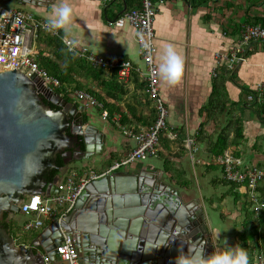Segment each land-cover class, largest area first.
<instances>
[{"label":"crops","instance_id":"0c3cea01","mask_svg":"<svg viewBox=\"0 0 264 264\" xmlns=\"http://www.w3.org/2000/svg\"><path fill=\"white\" fill-rule=\"evenodd\" d=\"M66 2L72 8L73 32L80 40L78 48L105 57L120 56L130 60L134 68L128 78L121 79L118 76L123 91L116 96L119 98L118 105L122 111L115 107L110 118L104 119L100 108L82 105V102L76 99L79 107H83L81 109L86 121L89 119L87 116H90L87 115V109L96 108L99 111L97 113L99 119L90 120L106 134L105 147L99 153H95L90 160L80 162V167L75 165L79 162H70L62 175L55 173L59 175V181H62L72 169H77L78 172L82 170L79 172L82 175L88 173L85 170L101 172L114 160L124 157L136 146V141L124 135L113 116L118 117L123 126L146 130L154 108L146 91L144 77L146 65L139 52L135 29L129 23L123 26L113 23L125 11L139 7L141 0H66ZM154 2L157 7L153 24L158 48L157 64H160V57L168 45L174 47L183 60V73L179 83L168 85L159 76V85L168 109V127L174 131L184 129L182 137L184 143L187 137L194 138L192 147L185 144L187 150L181 155L176 154L180 148L179 138L171 139L170 144L171 152L178 160L175 167L177 166L182 173L181 178L187 179L189 183L183 185L175 182L171 178V173L166 170L164 160L158 156L136 160L120 170L133 173L136 168L145 166L150 173H162V181L177 189L186 201L189 203L193 201L204 210L208 224L212 228V235L215 240L220 241L222 250L229 245L241 246L248 253L249 264H256L254 254L256 233L249 230L245 234L246 238L242 236L243 224L249 221L251 216V204L247 199L248 190L245 186L225 181L223 167L213 162L209 146L211 138L215 139L235 116H239L242 135L228 150L240 157L243 164H256L264 168V114L258 113L256 105L246 100L247 93L244 91L255 89L260 83L264 85V41L256 43L249 49L246 60L236 66L232 74L226 73L228 97L226 109L219 113L220 116L216 119L207 118L203 109L210 101L218 73L227 66L218 63L215 53L231 51L240 41L244 25L264 24V0H163V2L154 0ZM60 3L61 0H35L18 6L0 0V11L24 10L46 21ZM62 34L64 37L63 31ZM38 47L45 46L40 44L37 38L34 42L36 56ZM110 73L109 71L108 74ZM99 89L104 91L102 86ZM123 115L128 121L126 124L121 122ZM201 127L204 134L202 139L198 140L197 137L200 135L198 131ZM233 136L232 131L230 138ZM61 160L63 162L62 157ZM162 162L164 165H161ZM53 190L57 192L56 189ZM261 191H264V182L261 183ZM192 204L194 203L190 205ZM262 210L264 215V207ZM51 222L53 221L47 219L45 225Z\"/></svg>","mask_w":264,"mask_h":264},{"label":"water","instance_id":"95a60500","mask_svg":"<svg viewBox=\"0 0 264 264\" xmlns=\"http://www.w3.org/2000/svg\"><path fill=\"white\" fill-rule=\"evenodd\" d=\"M4 1L23 6L35 0ZM84 118L76 102L47 88L41 77L0 70V216L22 213L31 194L58 192V174L70 162L81 166L105 147L106 134ZM54 169L58 174L48 177ZM63 232L77 238L83 262L97 264H175L180 252L193 248L223 251L204 210L145 166L91 180L74 209L30 241L33 247L17 243L0 220V264H46L42 252L55 261Z\"/></svg>","mask_w":264,"mask_h":264},{"label":"built area","instance_id":"2783aa9c","mask_svg":"<svg viewBox=\"0 0 264 264\" xmlns=\"http://www.w3.org/2000/svg\"><path fill=\"white\" fill-rule=\"evenodd\" d=\"M156 13L157 7L154 0H142L139 7L125 11L113 22L117 26L129 23L135 29L139 52L146 65L144 72L146 91L153 102L156 113L153 125L147 131H135L133 128L121 125L119 118L113 116L115 122L122 128L124 135L135 139L136 146L124 157L114 160L107 169L101 172L92 170L82 175L77 169L70 170L68 175L59 181L58 192L55 194L42 196L40 193H34L27 196L21 205L22 213L32 217L24 224L26 230L40 229L47 219L60 222L74 209L79 196L91 180L113 174L136 160L157 156L160 134L163 130L168 132L167 135L170 139L177 137V132L168 127V109L160 93V78L156 62L158 48L153 26ZM45 23L46 21L28 11L1 10L0 68L18 69L27 76H39L47 88L55 91L61 87L59 79L40 64L34 53V42L38 38L40 29L58 35V30H48ZM62 39L65 42L64 37ZM263 41L264 24H246L243 26L238 44L229 52H216V59L218 63L226 64L230 69H233L246 60L250 48ZM75 53L87 59L94 66L117 70L121 79L128 78L134 68L130 60L120 56L105 57L89 53L78 47ZM73 94L76 99L82 102V105L100 108L104 119L111 117V112L88 91L77 89ZM246 100L253 104L264 103V85L260 83L255 89L248 92ZM118 116L120 117V115ZM185 144L192 147L194 138L187 137ZM217 159L223 167L224 178L240 186H245L255 211L259 213L264 207V201L258 191V185L264 182V168L256 164H243L242 159L232 154L228 149L218 155ZM22 243L27 248L33 247L30 242ZM254 243L256 264H264L263 242L258 235H255ZM34 249L37 251L35 247ZM56 251L58 258L55 261L51 259L48 253L42 252L46 264H94L82 261L77 246V238L73 234L63 232L62 241L56 246Z\"/></svg>","mask_w":264,"mask_h":264},{"label":"trees","instance_id":"16d2710c","mask_svg":"<svg viewBox=\"0 0 264 264\" xmlns=\"http://www.w3.org/2000/svg\"><path fill=\"white\" fill-rule=\"evenodd\" d=\"M62 36L63 34L61 30H58V35L50 34L42 29H40L38 32V42L43 44L45 47H38L36 51L37 59L43 67H45L52 75L59 79L61 87L57 88L55 91L59 94H62L64 97L69 98V95L73 94V92L77 89L86 90L97 100L103 103L104 107L107 108L111 114L115 107H118L117 109L122 111V108L118 105L119 98L116 96L117 93H121L123 91V86L120 81H118V71L115 69L109 70L100 66H94L87 59L78 56L76 53L74 54L73 52H70L63 41ZM109 71L111 72L110 75L108 74ZM233 71L234 68L230 69L226 66L220 73H218V77H216L213 84L210 101L203 109V112L207 118L216 119L220 116L219 113H222L226 109V101L228 97L225 84L227 77L226 73L232 74ZM100 86L104 88V91L99 89ZM244 91L248 93L252 90H249L248 92L246 90ZM50 104L54 109L59 108V106L56 104ZM254 105H256L258 113L264 114L263 102L255 103ZM155 118L156 113L155 108H153L152 113L149 116L151 121L148 124L146 131L149 130L153 125ZM234 118L235 119L230 121V124L225 126L222 131L218 133L215 139L211 138L210 140L209 151L213 154L212 160L214 163L219 165L220 163L217 159V156L222 154L225 149H229L232 147V145L236 144L242 135L241 120L239 116H235ZM121 122L123 124H126V122L128 123L125 115H123ZM134 130L140 131L141 129L134 128ZM232 131L234 132V136L231 139L230 133ZM176 132L180 144V148L176 154L179 153L181 155L187 150L184 140L182 139L184 135V129H179ZM198 134H200L197 137L198 140L202 139L204 134L202 127L199 129ZM170 144L171 139L166 134V131L163 130L160 134L159 152L157 156L164 160L165 167H168L166 170L171 173V178L175 182L188 185V180L181 178L182 173L179 172V168L177 166L175 167V165L178 164V160L171 152ZM57 162L59 165L63 163L61 157H58ZM56 172V169L52 170L48 177L51 178ZM225 181L231 184H236L235 182H231L226 179ZM261 183L258 185V191L261 199L264 201V191H261ZM247 199L251 204V216L249 217L250 220L243 224L244 232L242 236L245 237V234H247L249 230H252V232H255V235H258L264 242L263 210H261L259 213L255 211L252 201L249 199V193ZM17 214L18 213H16L15 216ZM15 216L11 218L9 222H3L4 226L10 232V234L15 237L17 243L26 242L20 237L22 233L18 227Z\"/></svg>","mask_w":264,"mask_h":264},{"label":"clouds","instance_id":"9594fccd","mask_svg":"<svg viewBox=\"0 0 264 264\" xmlns=\"http://www.w3.org/2000/svg\"><path fill=\"white\" fill-rule=\"evenodd\" d=\"M45 27L48 30H62L68 50L75 54L80 40L73 32L72 8L66 0H61L53 9ZM160 59L158 74L161 80L168 85L178 84L183 73L182 57L174 47L168 45ZM175 264H249V257L246 250L238 245H229L223 251L209 254H205L203 249L193 248L190 252H180L175 258Z\"/></svg>","mask_w":264,"mask_h":264},{"label":"rangeland","instance_id":"374dc122","mask_svg":"<svg viewBox=\"0 0 264 264\" xmlns=\"http://www.w3.org/2000/svg\"><path fill=\"white\" fill-rule=\"evenodd\" d=\"M97 113H99V111L96 108H89V109H87V115H90V116H87V117L90 118L91 120H95L96 118L99 119ZM75 165H77V166L80 167L79 164H75ZM161 165H164V163L162 162ZM166 168H168V167H166ZM81 171L82 170H79V172H81ZM90 171L89 170H85V172H90ZM15 219H16L17 224H18V227H19V229H20V231L22 233V235L20 237L22 238L23 241L30 242L36 236L34 234V232L36 230H26L24 228V225L23 224H25L24 223L25 221H28V220L32 219V217L31 216H27V215H25V214H23V213L20 212V213H18L15 216Z\"/></svg>","mask_w":264,"mask_h":264},{"label":"flooded vegetation","instance_id":"af4514ba","mask_svg":"<svg viewBox=\"0 0 264 264\" xmlns=\"http://www.w3.org/2000/svg\"><path fill=\"white\" fill-rule=\"evenodd\" d=\"M56 92V91H55ZM67 99H69V100H71V101H73V102H76L77 100H76V98H75V96H74V94H71V95H69V98H67ZM46 101L48 102V103H51L50 101H48L47 99H46ZM59 106V105H58ZM59 108H60V106H59ZM74 156V154L72 155V157ZM69 157H71V156H69ZM58 163V162H57ZM59 165V164H58ZM8 218H10V212H8V211H6V212H4L1 216H0V220H1V222L3 223V222H9L10 220L8 219ZM46 225L44 224L40 229H38V230H36L35 232H34V234L37 236L38 235V233L40 232V230L43 228V227H45ZM37 249V251L39 250H42L43 248L40 246V247H37L36 248ZM92 263H94V264H97L96 262H92Z\"/></svg>","mask_w":264,"mask_h":264}]
</instances>
